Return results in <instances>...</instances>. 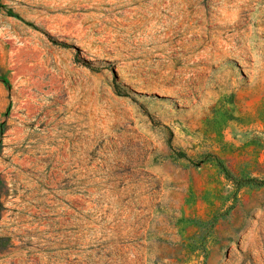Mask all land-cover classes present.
Returning <instances> with one entry per match:
<instances>
[{
	"label": "rangeland",
	"instance_id": "rangeland-1",
	"mask_svg": "<svg viewBox=\"0 0 264 264\" xmlns=\"http://www.w3.org/2000/svg\"><path fill=\"white\" fill-rule=\"evenodd\" d=\"M250 181L264 0H0V264H264Z\"/></svg>",
	"mask_w": 264,
	"mask_h": 264
},
{
	"label": "trees",
	"instance_id": "trees-1",
	"mask_svg": "<svg viewBox=\"0 0 264 264\" xmlns=\"http://www.w3.org/2000/svg\"><path fill=\"white\" fill-rule=\"evenodd\" d=\"M226 172V171H225ZM250 182H256V184L263 186L264 185V181H250ZM258 182V183H257Z\"/></svg>",
	"mask_w": 264,
	"mask_h": 264
}]
</instances>
